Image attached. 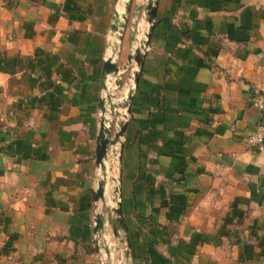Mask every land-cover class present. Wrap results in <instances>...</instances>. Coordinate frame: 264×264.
<instances>
[{
    "label": "crops",
    "instance_id": "0c3cea01",
    "mask_svg": "<svg viewBox=\"0 0 264 264\" xmlns=\"http://www.w3.org/2000/svg\"><path fill=\"white\" fill-rule=\"evenodd\" d=\"M124 1L0 0V264L102 258L97 105ZM143 3L119 58L129 24L147 28ZM257 94L264 0H157L121 137L122 240L105 224L111 264H264V144L246 143L264 124Z\"/></svg>",
    "mask_w": 264,
    "mask_h": 264
},
{
    "label": "water",
    "instance_id": "95a60500",
    "mask_svg": "<svg viewBox=\"0 0 264 264\" xmlns=\"http://www.w3.org/2000/svg\"><path fill=\"white\" fill-rule=\"evenodd\" d=\"M132 1L125 0L122 3V11L114 12L111 26L113 41L109 45L111 54L104 60L101 71L102 95L97 105L100 116L95 153L98 176L97 188L93 197L95 209H98V212L94 214L93 232L95 235L94 250L100 257L102 256L99 259V264H111V252L105 237L106 223L111 228L113 238L122 240L123 220L119 201V175H116V179L112 178V181L116 182V187L110 196L112 205L107 204L105 193L108 182L111 180L109 175L113 174L115 169L116 171L119 169L122 147L121 137L125 131L127 109L142 70L156 15L157 0H144L143 5H138L134 8L133 16L136 17L142 13V20L147 24V28L141 33L140 38H135L133 32L136 27V21L130 23L132 30L130 31L129 44L131 47L126 55L125 62L119 64L120 44L129 21ZM128 71L130 87L124 95V99L121 98V101L115 102L118 98V92L123 87V75ZM113 147H115V150H113ZM101 251L103 254H101Z\"/></svg>",
    "mask_w": 264,
    "mask_h": 264
},
{
    "label": "rangeland",
    "instance_id": "374dc122",
    "mask_svg": "<svg viewBox=\"0 0 264 264\" xmlns=\"http://www.w3.org/2000/svg\"><path fill=\"white\" fill-rule=\"evenodd\" d=\"M129 26H130V24H129ZM137 27H138V21H136V27H135L133 33L135 34V38H140L141 33L146 29L144 28V30L139 31ZM129 37H130V34H129ZM130 47H129V49H130ZM125 59L126 58H124V57L119 58V64H123L125 62ZM128 75H129V71L124 73V75H123V87H122L121 91L118 92V97H122V99H124V97H125L124 95L126 94L128 88L130 87V84H131L130 81L128 80ZM124 83H125V85H124ZM120 92H123L122 96L119 95ZM120 101H121V99H120ZM122 112H124V111H122ZM114 148L115 147H113V150H115ZM116 175L118 176V170L116 171V169L114 170L113 174L109 175L111 180H109L108 185H107V191H106L107 202H110L111 193L113 192L114 188L116 187V182L112 181V178L116 179ZM116 264H118V263H116ZM121 264H123V263H121Z\"/></svg>",
    "mask_w": 264,
    "mask_h": 264
},
{
    "label": "built area",
    "instance_id": "2783aa9c",
    "mask_svg": "<svg viewBox=\"0 0 264 264\" xmlns=\"http://www.w3.org/2000/svg\"><path fill=\"white\" fill-rule=\"evenodd\" d=\"M254 103L256 108L260 110H264V96L263 95H256L254 99ZM247 145L252 148L253 150H262L264 144V124L261 125L258 132L254 135H251L247 138L246 141Z\"/></svg>",
    "mask_w": 264,
    "mask_h": 264
}]
</instances>
